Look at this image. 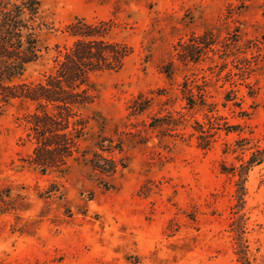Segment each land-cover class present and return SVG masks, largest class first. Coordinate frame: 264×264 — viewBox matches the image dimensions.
<instances>
[{
  "label": "rangeland",
  "instance_id": "1",
  "mask_svg": "<svg viewBox=\"0 0 264 264\" xmlns=\"http://www.w3.org/2000/svg\"><path fill=\"white\" fill-rule=\"evenodd\" d=\"M40 1L16 82L55 71L76 20L127 56L42 164L73 126L0 95V264H264V0Z\"/></svg>",
  "mask_w": 264,
  "mask_h": 264
},
{
  "label": "trees",
  "instance_id": "2",
  "mask_svg": "<svg viewBox=\"0 0 264 264\" xmlns=\"http://www.w3.org/2000/svg\"><path fill=\"white\" fill-rule=\"evenodd\" d=\"M44 26L40 0H0L1 97L5 102L18 98L34 104V112L28 122L32 128H38L41 123L44 126L54 124L58 119L73 126L72 131L61 133L63 137L70 135L65 138L68 141L63 140V144L39 141L34 151V159L39 164H42L40 160L44 161L43 154L68 148L79 139L76 132L85 127L80 122V114L93 102L96 90L92 76L118 69L127 56L124 44L105 38L103 24L76 20L67 27L75 40L63 54L55 71L35 84L18 83L16 80L23 74L26 66L41 54L43 46L40 33ZM189 100L192 102L190 98ZM72 116L75 118L71 120ZM260 160L256 154H252L247 166ZM238 255L243 264H250L239 248Z\"/></svg>",
  "mask_w": 264,
  "mask_h": 264
}]
</instances>
